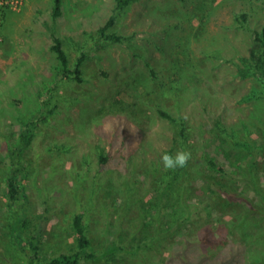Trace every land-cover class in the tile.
Segmentation results:
<instances>
[{"label":"rangeland","instance_id":"374dc122","mask_svg":"<svg viewBox=\"0 0 264 264\" xmlns=\"http://www.w3.org/2000/svg\"><path fill=\"white\" fill-rule=\"evenodd\" d=\"M53 13L54 0L0 8V264H28L32 256L10 231L11 150L22 156L23 230L40 239V260L77 250L73 220L82 213L94 250L120 238L146 248L166 231L163 264H264V215L241 206L225 214L215 204L224 198L204 186L219 176L211 159L241 174L256 145L264 187V82L252 68L242 74L259 47L264 0H137L124 9L115 0H63L62 14ZM112 17L109 32L120 41L101 38ZM53 34L72 67L83 58L80 80L61 77ZM173 160L188 162L189 171L165 190ZM185 192L191 204H209L212 222L234 215L245 225L219 223L211 233L217 243L200 241L205 228L184 247L188 229L167 223L186 211L173 207ZM149 254L143 249L117 264H146Z\"/></svg>","mask_w":264,"mask_h":264},{"label":"trees","instance_id":"16d2710c","mask_svg":"<svg viewBox=\"0 0 264 264\" xmlns=\"http://www.w3.org/2000/svg\"><path fill=\"white\" fill-rule=\"evenodd\" d=\"M115 1L117 2V9H124L137 0ZM62 3L63 0H54L53 16L55 18L59 17L62 14ZM113 25L114 18L112 17L109 19L106 25L100 29L102 39L109 41L122 40L121 36L109 32V29ZM52 38L54 42L52 45V49L56 53L58 60L60 61L62 66L61 77L66 80H80L82 75L81 65L83 63V58H80L78 63L72 67L70 58L63 47L62 40L54 34L52 35ZM255 41L258 43L259 47L254 54L253 60H247L246 64L250 62V64L247 65L248 70L242 68V74L244 76H247L249 73H251L250 70L252 68L253 73L258 75L260 77V80L264 82V28L261 31L256 32ZM261 97H264V92H262ZM161 114L169 119H173V117L168 112L161 111ZM215 129L222 133L225 132V129L221 125L219 127H216ZM181 136L182 139H185L187 137L185 129H182ZM22 138L25 140L24 145L26 146V133L22 135ZM252 141L253 142L251 144L256 143L255 140ZM257 150L258 149L256 148V145L251 146L252 154L249 157V160L244 163V170L241 174H236L232 170H229L222 166H218L215 160H210L212 166L215 167L214 170L217 169V173L219 174V176H208V178H205L204 180V186L209 194L216 195L218 199L224 198L222 202L219 200H215V204L218 208L223 209L225 214H229V212H233L235 210V207L241 206V211L245 213L247 212V214L264 215V201L262 200V198H260V202L250 198V196L248 195V191L241 185L242 183L252 185L254 189L258 193H260L261 197L264 198V193L261 192V190H264V187L262 186L263 184H261V178L258 176V174H256V167L258 165L259 157V153ZM14 152L17 151L11 150L9 152L11 163L6 169L7 174L5 176V196L7 198L8 205L13 209L14 222L12 223L13 225L11 226L10 231L14 236L18 247L24 250H26L27 247L29 249L28 251L32 255L29 259L28 264H83L85 261H88L91 264H117L119 258H122L123 256L134 255L136 253H139L143 249L144 252L150 253L145 258V260L147 259L146 264H163L162 257L165 254V250L163 249V240L167 235L166 231L162 232L159 237L154 239V244H148V247L146 248V243L144 242L129 246L127 245V242H124L123 239L120 238L118 239V241H109L106 244L104 250H94L93 240L89 236L88 226L85 223L82 213L77 214L73 220V229L76 235L77 250L73 253L65 252L53 256H47L40 260V239L30 236L26 237L23 230V228L27 229L29 222L27 220L28 214L26 212V206H24L25 203H27L28 197L26 196V190L21 181L23 171L22 156L18 153L17 155H15ZM172 164H175L176 170H174L173 172L171 170L169 171L171 178L168 182V185H166L165 190L173 188L174 186V189L177 188V186L179 187L177 183L178 177L182 172H185L186 170L189 171V169H187L188 162H181V164H176L173 160ZM186 182H184L181 189L185 188ZM186 193L187 192L182 194V198H180L179 201L176 200L173 205L174 211L176 213L180 211V207H183L184 209H186V211L184 210V213H178L180 215L175 221L167 223V227L171 224V227L173 228L178 227L180 229H188V233L184 236L185 240L181 242L184 247L188 248L191 243L198 241V233H200V231L205 228H207L208 231L200 238V241L217 243L220 241L212 239L211 233H213V231L217 229L219 223H224V225H229V227L230 223L232 226L239 225L240 227H242L241 225H245V220L237 222L234 215H232L231 218H225L226 221L217 219L216 222H212L210 220L211 212L205 213V209H208L209 204L203 202H199L198 204H191L184 198ZM237 201H240L244 205L240 204ZM245 204H248L249 206L246 207ZM227 221H229L230 223H227ZM193 236H195V238H192ZM172 245H170V247H172ZM147 248H152V250L149 251V249ZM172 249V252H174L175 248ZM175 255H177V253ZM148 256L150 257L148 258ZM151 257H153V259L158 257V261L150 262ZM160 257L161 259L159 260Z\"/></svg>","mask_w":264,"mask_h":264},{"label":"built area","instance_id":"2783aa9c","mask_svg":"<svg viewBox=\"0 0 264 264\" xmlns=\"http://www.w3.org/2000/svg\"><path fill=\"white\" fill-rule=\"evenodd\" d=\"M23 2V0H0V8H9Z\"/></svg>","mask_w":264,"mask_h":264}]
</instances>
